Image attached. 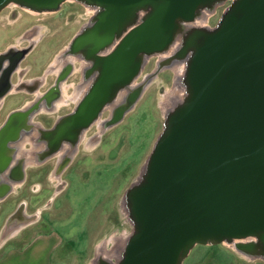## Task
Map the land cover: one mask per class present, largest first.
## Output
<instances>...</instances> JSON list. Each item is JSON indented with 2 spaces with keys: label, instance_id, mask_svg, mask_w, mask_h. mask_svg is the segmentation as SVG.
I'll return each instance as SVG.
<instances>
[{
  "label": "water",
  "instance_id": "obj_1",
  "mask_svg": "<svg viewBox=\"0 0 264 264\" xmlns=\"http://www.w3.org/2000/svg\"><path fill=\"white\" fill-rule=\"evenodd\" d=\"M22 1L57 7L62 0ZM91 1L101 9L71 47L93 57L133 8L151 10L99 58L96 77L66 116L72 128L87 125L112 87L135 72L138 53L163 48L176 19L192 17L203 0ZM234 9L193 50L189 97L130 194L137 225L119 264H178L184 247L205 238L257 233L264 244V0H238Z\"/></svg>",
  "mask_w": 264,
  "mask_h": 264
},
{
  "label": "rangeland",
  "instance_id": "obj_2",
  "mask_svg": "<svg viewBox=\"0 0 264 264\" xmlns=\"http://www.w3.org/2000/svg\"><path fill=\"white\" fill-rule=\"evenodd\" d=\"M23 2L6 0L0 5V53L7 49L13 50L12 47L20 51L28 47L20 53L21 55L18 54V57H11V60L15 59L13 57L20 58L13 69L10 67V74L12 78L19 74L24 76V79L43 75L44 79L38 87L37 83L26 87L24 82L18 84L21 87L19 86V91L15 90L17 93H8V86L4 87L5 85L0 83V125L11 110L23 109L36 98H43L45 103L53 101V106H48V109L39 108L23 116L20 114L5 124L2 133H14L9 136L11 140L5 135V138H8L7 144L17 142V154H22V157L28 156L38 136L36 129H28L29 125L37 124L43 130L50 128L58 117L73 110L96 77L97 69H89L94 57L85 54L82 49H73L71 40L101 9V6L91 0H62L57 7L49 10H30L21 4ZM231 2L232 0H223L214 5L205 19L207 29L195 32L193 37L196 38L199 35L197 33L204 36L214 31ZM150 10L138 12L137 15L130 14L127 24L116 36L117 39L135 26L142 19L141 16H145ZM118 40L106 51H99V55L102 57L109 52ZM191 46L185 45L178 55L184 56L186 48ZM156 61L157 56L150 53L139 69L137 82L144 75L153 72ZM180 61L174 69L169 65L158 67L147 86L134 99L132 107L107 125L98 136H95L97 128L93 123L88 125L79 137L77 135L79 140L76 150L69 161L60 166L57 175L54 170L58 153L35 162L34 151H31V158L25 161L21 167L22 171L18 166L21 158L16 157L18 162L15 167L10 168V173L16 170L18 182L10 194L0 197V253L7 246L18 245L34 233L46 230L44 216L51 205L56 207L58 202L62 201L61 214L63 221H66L69 218L66 213L71 206H80L78 201L86 198V193L89 192L93 194L91 201L94 197L98 201L88 217L85 230L77 242L64 243L56 256H60L65 264H95L96 249L103 245L104 249L99 258H108V262H115L116 257L107 253L115 249L117 253L123 241H126L135 229L130 209H127L130 202L126 199L132 190L143 182L145 176H142L144 172L146 174L149 156L163 134L165 117L162 105L166 94L172 90L176 69H182ZM86 69H89V72L84 74ZM186 77L187 74H183L182 80L185 83ZM14 84L17 86V82ZM9 85L11 86V82ZM15 85L10 87L9 91L15 89ZM181 94L182 89L179 93L173 92L175 97H171L168 106L170 107L172 102L175 103L176 97ZM97 115L103 120L108 118L109 111L102 108ZM46 137H41L45 144L48 142ZM93 138L96 140L94 144L93 141L86 144L87 140L91 141ZM53 192H57L55 196H51ZM19 203L22 212L19 210L17 217L10 218ZM92 204L93 202H87L85 206ZM10 222L19 226L6 234L3 229H6L4 226ZM71 232H74L73 228ZM108 255L109 257H106ZM178 264H264V244L257 233L226 237L217 241H197L186 248Z\"/></svg>",
  "mask_w": 264,
  "mask_h": 264
},
{
  "label": "bare ground",
  "instance_id": "obj_3",
  "mask_svg": "<svg viewBox=\"0 0 264 264\" xmlns=\"http://www.w3.org/2000/svg\"><path fill=\"white\" fill-rule=\"evenodd\" d=\"M223 0H203L199 5H197V7L195 8V12L193 14L192 17L190 18H177L175 21V25L173 27V29L170 32V39L169 41L166 43V45L161 48V49H157V50H152V51H142L140 53H138V55L135 58L136 61V70L135 72L128 78L125 79L123 81H120L118 83H116L110 92L109 97H111L114 93V95L110 98L109 101H107L105 104H103L101 106L102 108H106L109 111V116L106 119L101 120L99 118L98 115H96L87 125L82 126V127H70V125H68V121L66 123L68 114L60 116L56 119V122L54 123V125H52L50 128L43 130L39 127V125L32 123V125H29V130L32 129H36V133H37V137L36 140L33 142V147L30 148L31 151H34V161L38 162L41 161L42 159L54 154V153H58V160H57V164H56V168L54 170V174L57 175V172L60 168V166H64L68 161L70 156H72L76 150V145L77 142L79 140V135L82 134L83 130L90 124H95L96 128H97V133L95 136H98L102 130L107 127V125L111 124V122L116 121V119H118L126 110H128L129 108L132 107L134 99L137 98V96L141 93V91L145 88V86H147V84L149 83L150 79L154 76V74L157 72L158 67H163L164 65H169L171 67H173V69L175 67L178 66V61H180L181 65H182V69H176V73H175V77H174V84L172 87V90L170 92H168L166 94V99L165 102L163 103L162 107H163V114L165 117V122H164V131L163 134L166 133V131L169 129V126L171 124V121L174 117V115L177 113V111L183 106V104L187 101L189 94H190V87H189V83H187V77H186V83L185 81L182 80L183 74H187V70H188V66H189V62L191 59V55L193 53L194 48L201 42V40L203 39L204 36H201L202 33H197L199 34L196 38L193 37V35L195 34V32L198 31H203L206 30V23H205V19L208 15V12L212 11L213 6L216 4L221 3ZM236 1L238 0H232L231 4L229 5V7L225 10V15L230 14L231 12L235 11L234 8V4L236 3ZM23 4L26 8L30 9V10H49L54 8L55 6H44V7H39L36 6L35 4H30L27 2H23L21 3ZM146 9H151V6L149 5H141L138 6L136 8H133L130 14H135L137 15L138 12H144V10ZM96 15V14H95ZM94 15V16H95ZM129 15L123 19L119 25L118 30L115 33L114 38L112 39V41L106 45L105 47H103L102 49H100L99 51H106L107 48H109L111 45H113L118 39L116 36H118L120 29H122L123 27H125V25L127 24L128 21V17ZM226 15V16H227ZM94 16H92L89 20L88 23H86L85 25H83V27H81V31L85 32V31H89V29L92 27V21ZM141 16V14H140ZM139 16V17H140ZM143 17V16H141ZM223 17V18H224ZM188 31V32H187ZM187 32V33H186ZM186 34H190V35H186ZM185 36H187V38L185 39ZM193 39V40H192ZM187 44H191V47H187L184 56H180L178 55V53L180 51H183V47H185V45L187 46ZM182 45H184L182 47ZM13 50H5L4 52L0 53V82H2L6 87V90L9 88V75H11V71L12 69L17 65V63L19 62V58L16 59V57H18L17 55L20 53H23L22 51H25L27 48H25L24 50L18 49V50H14L15 48L12 47ZM98 51V52H99ZM95 53L94 54V59H93V63L91 64V67H89V69L91 68H95L97 69L98 72V63L97 61L99 60V58L101 57L99 55V53ZM8 53H10V56L8 57ZM152 53L155 54L157 56V61H156V67L154 68L153 72H150L149 74L144 75V77L140 80V81H136V76L139 72V69L142 68L144 62L147 60L148 55ZM21 55V54H20ZM12 56H16L13 57L15 59L11 60ZM7 63V66H3L4 63ZM62 64L64 65L65 62ZM10 67H12V69H10ZM89 69H86L84 71V74H87L89 71ZM3 70V71H2ZM92 82V81H91ZM26 87V84H24ZM182 89V94L178 95V97H176V101L175 103H171V106L169 107L168 102L171 99V97H175V95L173 96V92L179 93V90ZM2 93L0 94L1 97ZM108 97V99H109ZM48 99V98H47ZM50 100H54L51 99V97H49ZM48 99V100H49ZM43 98H39V100L36 98L34 101H32L29 105H27L26 107L19 108L16 110H12L11 112L8 113L5 122L7 120H9L11 117H19V115L21 114L22 116L25 115L26 113H33L36 110H38L39 108H43V109H48L47 107H52L53 105V101H47V103H45L43 101ZM171 102V101H170ZM47 104V105H46ZM30 106V107H29ZM29 107V108H28ZM99 109V110H101ZM28 110V111H27ZM67 116V117H66ZM23 119V117H22ZM4 124H2L3 126ZM1 126V127H2ZM0 144L3 142V136L2 133H0ZM14 133H8L7 137L9 138V136H13ZM47 136V140L48 141L46 144L44 143V141L41 140V137L43 136ZM67 135V136H66ZM78 135V137H76ZM66 136V137H65ZM6 138V139H8ZM10 139V138H9ZM77 139V140H75ZM11 140V139H10ZM71 140V141H69ZM42 142V143H41ZM94 142H96V140H94ZM94 142H92L94 144ZM27 151H30L29 149H27ZM31 151L29 152L28 156L24 157L22 160V164L21 162L19 163L18 166L23 165L25 163V161H27L28 158H31ZM9 156V152L8 151H4L3 148H0V167L1 165L4 163L5 159H7L6 157ZM15 167V164L13 165ZM8 166L6 169L9 170ZM7 170H4V172H7ZM22 171V169H21ZM14 176V175H13ZM145 176V172L143 174V178ZM57 177V176H56ZM3 181V180H2ZM0 180V186H1V182ZM142 181L139 180L138 183H140ZM17 181L12 179H9V182L6 186H8V188L6 189L7 191H9L12 186L14 184H16ZM137 183V184H138ZM136 185V184H135ZM5 189H0V197H2L4 191H6ZM128 198L126 200H128V202H130V195L127 196ZM127 209H130V207H128ZM20 209H17L11 216L10 218H15L18 216V212ZM130 213V211H129ZM133 222L135 223V221L133 220ZM21 224V223H20ZM136 223H135V228H136ZM19 225H17V223L15 222H10L9 224H6L4 226L3 232L6 234H9L10 231L12 232V230L17 227ZM128 239V238H127ZM213 238H205L202 241H212ZM125 241V240H124ZM122 243L120 249L117 251L113 250V251H108L107 254L109 255H113L115 256V262L114 263H110L108 262L109 260H107L108 258H104L100 259L99 256H101V251H103V245H99L98 248L96 249V258L94 260L95 264H119V262L121 261V258L123 256V252H124V245L126 243V241ZM235 242V241H234ZM105 251V250H104ZM186 251V247H184V251L182 253V255L185 253ZM106 256V257H109ZM181 255V256H182ZM180 256V257H181ZM180 259V258H179Z\"/></svg>",
  "mask_w": 264,
  "mask_h": 264
},
{
  "label": "crops",
  "instance_id": "obj_4",
  "mask_svg": "<svg viewBox=\"0 0 264 264\" xmlns=\"http://www.w3.org/2000/svg\"><path fill=\"white\" fill-rule=\"evenodd\" d=\"M23 77L24 76L22 75L16 74V77L12 78V75H9L8 81L9 83L11 82V86L9 85L8 93H17V91H15L16 89H12L9 91L10 87L13 88V86L15 85L14 83L16 82L17 85L24 82L26 83V86H31L34 83H37L36 86L38 87V85L44 79L43 75H35L30 79H24ZM2 124L0 125V127L2 126ZM7 142L6 140H4L0 144V148H3L4 151L9 152V156L6 157L7 159H5L4 163L0 167V180L1 181L3 180L1 182L0 189L3 190L4 189L6 190L8 188V186L6 185L8 184L9 179L10 180L14 179L16 181L18 180L15 176L16 170L11 172L14 174V176L10 173L11 171L10 168L14 167L13 165L14 164L16 165V162H18V159H16V157L18 156L21 158L20 160L21 164L23 163L22 159L25 156L27 157V155H24V157H22V154L19 155L17 154V151L19 150L17 147L18 146L17 142L15 141H14L15 143L9 142L8 144ZM21 164L19 168L23 167L25 163L23 165ZM8 166H10L9 170L6 169ZM4 170H7V172H4ZM15 185L16 184H14L9 191L7 190L4 191L2 196L10 194V192H12L13 187ZM56 193L57 192H53L51 196H55ZM91 195L93 194L87 192L86 193L87 197L84 198L83 200L78 201V203H80L81 205L84 204V206L81 205L78 207L71 206V209H69L68 212L66 213L67 215H69V218L66 221H63L62 219L63 217V215L61 214L63 211L61 207L62 201L58 202L56 207L51 205L50 208L47 209V212L44 216V220L47 224V229L34 233L33 235L29 236L28 239H26L22 243H19L18 245L11 244L7 246L0 253V264H65L63 259H60V256L59 257L56 256V253L57 251H59V249L64 243L73 244L79 240L80 235L85 230L88 217L90 213L93 211L94 209L93 207L96 205L95 202L98 201L96 197H94L93 200L91 201L90 198ZM67 196L68 194L66 195V197ZM87 202H93V204L85 206ZM17 207L22 212L21 203H19ZM17 207H15V209ZM72 228L74 232H71ZM14 239L18 240V238H14Z\"/></svg>",
  "mask_w": 264,
  "mask_h": 264
},
{
  "label": "flooded vegetation",
  "instance_id": "obj_5",
  "mask_svg": "<svg viewBox=\"0 0 264 264\" xmlns=\"http://www.w3.org/2000/svg\"><path fill=\"white\" fill-rule=\"evenodd\" d=\"M3 66H5V67H6V66H7V63L5 62ZM19 86H20V85H19ZM19 86L17 85V86H16V87H14V88H15V89H20V87H21V86H20V87H19ZM96 130H97V129H96ZM96 133H97V132H96ZM93 137H94V136H93ZM91 138H92V137H91ZM94 140H95L94 138H93V140H91V141H90V139H89V140H87L86 144H87V143H89V144H90L92 141L94 142Z\"/></svg>",
  "mask_w": 264,
  "mask_h": 264
}]
</instances>
